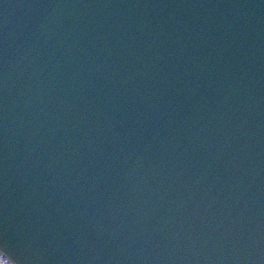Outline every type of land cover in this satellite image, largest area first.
<instances>
[{
    "label": "water",
    "instance_id": "obj_1",
    "mask_svg": "<svg viewBox=\"0 0 264 264\" xmlns=\"http://www.w3.org/2000/svg\"><path fill=\"white\" fill-rule=\"evenodd\" d=\"M0 240L264 264V0H0Z\"/></svg>",
    "mask_w": 264,
    "mask_h": 264
},
{
    "label": "snow or ice",
    "instance_id": "obj_2",
    "mask_svg": "<svg viewBox=\"0 0 264 264\" xmlns=\"http://www.w3.org/2000/svg\"><path fill=\"white\" fill-rule=\"evenodd\" d=\"M0 253H2V254H6V255L9 257V259H11V261H14V259H12V258L9 256V254H8V252H7L6 245L3 243L2 240H0Z\"/></svg>",
    "mask_w": 264,
    "mask_h": 264
},
{
    "label": "rangeland",
    "instance_id": "obj_3",
    "mask_svg": "<svg viewBox=\"0 0 264 264\" xmlns=\"http://www.w3.org/2000/svg\"><path fill=\"white\" fill-rule=\"evenodd\" d=\"M0 264H10V263L7 262L5 259H3L2 256H0Z\"/></svg>",
    "mask_w": 264,
    "mask_h": 264
},
{
    "label": "clouds",
    "instance_id": "obj_4",
    "mask_svg": "<svg viewBox=\"0 0 264 264\" xmlns=\"http://www.w3.org/2000/svg\"><path fill=\"white\" fill-rule=\"evenodd\" d=\"M6 255V254H5ZM7 256V255H6Z\"/></svg>",
    "mask_w": 264,
    "mask_h": 264
}]
</instances>
